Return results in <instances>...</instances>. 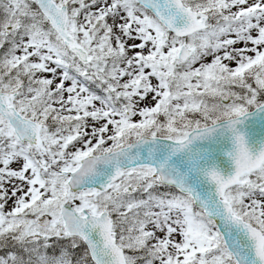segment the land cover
<instances>
[{
	"label": "snow or ice",
	"instance_id": "obj_1",
	"mask_svg": "<svg viewBox=\"0 0 264 264\" xmlns=\"http://www.w3.org/2000/svg\"><path fill=\"white\" fill-rule=\"evenodd\" d=\"M0 264H264V0H0Z\"/></svg>",
	"mask_w": 264,
	"mask_h": 264
}]
</instances>
